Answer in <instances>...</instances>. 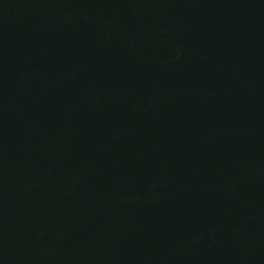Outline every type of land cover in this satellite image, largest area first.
<instances>
[{
	"label": "water",
	"instance_id": "water-1",
	"mask_svg": "<svg viewBox=\"0 0 264 264\" xmlns=\"http://www.w3.org/2000/svg\"><path fill=\"white\" fill-rule=\"evenodd\" d=\"M0 264H264V0H0Z\"/></svg>",
	"mask_w": 264,
	"mask_h": 264
}]
</instances>
